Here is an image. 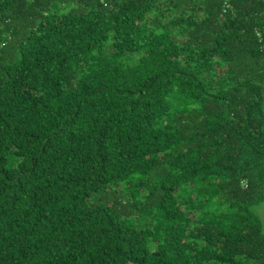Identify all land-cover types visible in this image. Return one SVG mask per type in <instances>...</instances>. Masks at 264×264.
<instances>
[{"label":"trees","instance_id":"16d2710c","mask_svg":"<svg viewBox=\"0 0 264 264\" xmlns=\"http://www.w3.org/2000/svg\"><path fill=\"white\" fill-rule=\"evenodd\" d=\"M263 0H0V264H264Z\"/></svg>","mask_w":264,"mask_h":264},{"label":"rangeland","instance_id":"374dc122","mask_svg":"<svg viewBox=\"0 0 264 264\" xmlns=\"http://www.w3.org/2000/svg\"><path fill=\"white\" fill-rule=\"evenodd\" d=\"M256 212L258 213L260 219H261V222H262V225H263V228H264V203L260 204L259 206H257L255 208Z\"/></svg>","mask_w":264,"mask_h":264},{"label":"built area","instance_id":"2783aa9c","mask_svg":"<svg viewBox=\"0 0 264 264\" xmlns=\"http://www.w3.org/2000/svg\"><path fill=\"white\" fill-rule=\"evenodd\" d=\"M264 1V0H263Z\"/></svg>","mask_w":264,"mask_h":264}]
</instances>
